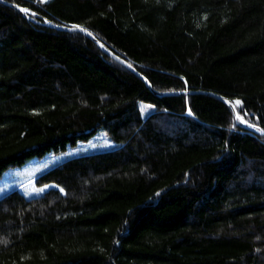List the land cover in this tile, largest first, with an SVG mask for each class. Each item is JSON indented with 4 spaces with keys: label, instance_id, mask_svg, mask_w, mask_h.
Wrapping results in <instances>:
<instances>
[{
    "label": "trees",
    "instance_id": "trees-1",
    "mask_svg": "<svg viewBox=\"0 0 264 264\" xmlns=\"http://www.w3.org/2000/svg\"><path fill=\"white\" fill-rule=\"evenodd\" d=\"M5 1L0 175L99 131L119 147L1 198L0 264H264V0Z\"/></svg>",
    "mask_w": 264,
    "mask_h": 264
},
{
    "label": "rangeland",
    "instance_id": "rangeland-1",
    "mask_svg": "<svg viewBox=\"0 0 264 264\" xmlns=\"http://www.w3.org/2000/svg\"><path fill=\"white\" fill-rule=\"evenodd\" d=\"M141 109L146 115L153 110V106L142 103ZM118 147L119 144L106 132L99 131L88 142H79L76 146H69L67 150L59 153L53 151L43 157H33L0 175V199L16 190L21 191L29 199L43 196L54 188L63 191L56 184L39 185L36 181L42 174L64 161L84 155L112 151Z\"/></svg>",
    "mask_w": 264,
    "mask_h": 264
},
{
    "label": "water",
    "instance_id": "water-1",
    "mask_svg": "<svg viewBox=\"0 0 264 264\" xmlns=\"http://www.w3.org/2000/svg\"><path fill=\"white\" fill-rule=\"evenodd\" d=\"M0 2L4 3L6 5H9V6L15 8L17 10H20V7L18 5H16V4H14V3H11V2H8V1H5V0H0ZM52 27L57 29V30H61V31H67V32H77V31H79V32L85 33L90 39H92L111 58H113L114 60H116L120 64L126 66L128 69L132 70L134 73L138 74L140 77L144 78L146 80V82H147L148 87L151 88L150 82L145 78V76L143 74L138 72V70H136L133 66H131L124 58L119 56L109 45H107L105 42H103V40L100 39L99 37L95 36V34H93L88 29H86L84 27H78V26H57V25H53ZM216 96L217 97H221V96H218V95H216ZM223 99H225V98H223ZM225 100L230 104V106L233 109L234 113L238 116L236 104L233 101L229 100V99H225ZM245 124H246V122H245Z\"/></svg>",
    "mask_w": 264,
    "mask_h": 264
},
{
    "label": "snow or ice",
    "instance_id": "snow-or-ice-1",
    "mask_svg": "<svg viewBox=\"0 0 264 264\" xmlns=\"http://www.w3.org/2000/svg\"><path fill=\"white\" fill-rule=\"evenodd\" d=\"M236 103H237V104H239L240 102H239V101H237ZM238 118H239V117H238Z\"/></svg>",
    "mask_w": 264,
    "mask_h": 264
}]
</instances>
